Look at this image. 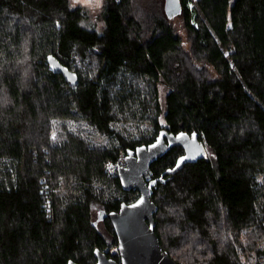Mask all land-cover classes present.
I'll return each instance as SVG.
<instances>
[{
  "label": "trees",
  "instance_id": "obj_1",
  "mask_svg": "<svg viewBox=\"0 0 264 264\" xmlns=\"http://www.w3.org/2000/svg\"><path fill=\"white\" fill-rule=\"evenodd\" d=\"M181 4L103 0L98 30L72 0H0V264L119 261L99 215L140 191L108 166L161 131L204 149L151 166L163 249L264 264V0Z\"/></svg>",
  "mask_w": 264,
  "mask_h": 264
},
{
  "label": "water",
  "instance_id": "obj_2",
  "mask_svg": "<svg viewBox=\"0 0 264 264\" xmlns=\"http://www.w3.org/2000/svg\"><path fill=\"white\" fill-rule=\"evenodd\" d=\"M165 10L169 17H174L182 11L181 0H165ZM193 137L188 134H170L161 131L154 142L148 146L129 150L126 155V165L119 169V177L124 189H138L140 196L133 202H123L119 211L101 212L99 218L109 216L113 221L118 236L120 260L109 257L106 251L96 248L97 261L93 264H185L175 260L161 245L155 231V214L158 205L152 198L154 187L163 177L152 178L151 166L160 157L176 145H183L187 153L183 155L178 165L190 161L204 153L190 154ZM68 264H79L72 260Z\"/></svg>",
  "mask_w": 264,
  "mask_h": 264
},
{
  "label": "rangeland",
  "instance_id": "obj_3",
  "mask_svg": "<svg viewBox=\"0 0 264 264\" xmlns=\"http://www.w3.org/2000/svg\"><path fill=\"white\" fill-rule=\"evenodd\" d=\"M74 5H82L87 9V14L89 15V18L85 21V24H87L89 27L97 28L98 30L102 28V21H101V12H102V6H103V0H72ZM55 134V133H54ZM197 137H193V140L191 141L190 145V154L196 155L198 152H201L200 142ZM204 150V149H203ZM109 251V249H107ZM110 252L112 254L117 253L119 255V248L113 247L110 249ZM179 255L180 253L183 254L184 250H177Z\"/></svg>",
  "mask_w": 264,
  "mask_h": 264
},
{
  "label": "built area",
  "instance_id": "obj_4",
  "mask_svg": "<svg viewBox=\"0 0 264 264\" xmlns=\"http://www.w3.org/2000/svg\"><path fill=\"white\" fill-rule=\"evenodd\" d=\"M126 165V162H122L120 165H109L108 166V169H110L111 171L115 172V171H118L119 173V169L122 167V166H125Z\"/></svg>",
  "mask_w": 264,
  "mask_h": 264
}]
</instances>
